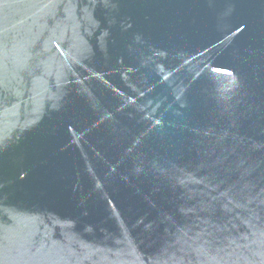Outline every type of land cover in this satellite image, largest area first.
I'll return each instance as SVG.
<instances>
[{"label":"water","instance_id":"water-1","mask_svg":"<svg viewBox=\"0 0 264 264\" xmlns=\"http://www.w3.org/2000/svg\"><path fill=\"white\" fill-rule=\"evenodd\" d=\"M0 264H264V0H0Z\"/></svg>","mask_w":264,"mask_h":264}]
</instances>
